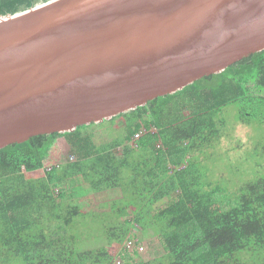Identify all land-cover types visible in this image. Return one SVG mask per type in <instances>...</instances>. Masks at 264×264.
I'll return each instance as SVG.
<instances>
[{
  "label": "trees",
  "instance_id": "obj_1",
  "mask_svg": "<svg viewBox=\"0 0 264 264\" xmlns=\"http://www.w3.org/2000/svg\"><path fill=\"white\" fill-rule=\"evenodd\" d=\"M35 1L0 0V16L27 9ZM229 106L238 108V120L247 126L254 119L264 121V51L173 95L104 120L112 123L123 118L127 122L125 139L135 145L124 148L117 160L98 150L83 133L98 123L64 134L34 136L0 149V255L7 254L3 263L0 257V264H114L116 257L122 264H133L137 253H128L125 243L135 237V225L145 229L153 224L164 227L165 256L161 263L135 264H247L232 258L253 250L264 252V177L231 193L218 185L209 189L189 158L193 148L210 149L219 141L217 126L223 123L222 112ZM61 137L76 159L73 164H63L58 146ZM99 160L108 163L103 172L95 166ZM77 166L85 167L74 170ZM87 169L92 171L87 177L109 189L120 188L123 198L104 226L105 246L78 252L69 220L54 216L55 209L47 210V205L55 203L50 194L53 188ZM40 172L43 177L32 182V190L27 183L14 187L15 178ZM70 191L74 188L61 190L58 197L62 199ZM172 191L175 196L169 198ZM164 199L165 207L150 216L152 207ZM129 209L132 220L123 219ZM71 213L75 217L82 210L74 206L69 216ZM61 218L69 232L53 239L44 224Z\"/></svg>",
  "mask_w": 264,
  "mask_h": 264
},
{
  "label": "water",
  "instance_id": "obj_2",
  "mask_svg": "<svg viewBox=\"0 0 264 264\" xmlns=\"http://www.w3.org/2000/svg\"><path fill=\"white\" fill-rule=\"evenodd\" d=\"M264 51V0H49L0 16V149L131 112Z\"/></svg>",
  "mask_w": 264,
  "mask_h": 264
},
{
  "label": "rangeland",
  "instance_id": "obj_3",
  "mask_svg": "<svg viewBox=\"0 0 264 264\" xmlns=\"http://www.w3.org/2000/svg\"><path fill=\"white\" fill-rule=\"evenodd\" d=\"M47 2L49 0H37L31 7ZM27 9L23 8L18 12ZM221 118L223 123L217 126L219 141L210 149L193 148L189 158L200 171L199 180L208 183L210 185L209 189L218 185L224 189V192L231 193L237 191L247 182H253L264 177V121L259 123L258 120L254 119V122L247 126L238 120V108L236 106L225 108ZM126 128L127 122L123 118H117L112 123L101 122L90 126L83 130V133L89 135L93 145L98 150L105 155L107 153L112 155L117 160L121 157L124 148L133 149L135 147L134 142H128L125 139ZM58 146L63 164L75 163L76 159L64 137L58 139ZM106 165L108 163L104 160L95 163L100 172L105 170ZM83 167L85 166H77L73 169L81 171ZM91 173L92 171L87 169L84 173L71 176V181H67L61 187L53 188L50 194L55 203L50 206L47 205V210L60 208L57 211L52 210L54 216L58 214L59 217L63 216L69 220V227L73 228V232L77 236L75 248L78 252L90 251L105 246L106 242L102 234L104 226L110 222L107 220L110 217L109 215L120 207L116 203L123 198V192L120 188L109 189L98 184L95 178L86 176V174ZM42 177L43 173L40 172L32 173L29 177L20 178L19 180L15 178L14 187H20L27 183L30 190H32V182L40 180ZM92 187H96L97 190H93ZM70 188H74V191L65 193L62 199L58 197L61 190ZM70 193L72 196H70ZM168 196L173 198L175 196L174 191L170 192ZM165 200L152 207L150 216H154L158 210L165 207ZM74 206L82 210L83 216L76 215L74 217L73 213L69 216ZM132 217L133 214L129 209L123 219L132 220ZM153 225L145 229L135 225L132 229L135 237L131 236V239L127 240L125 249L128 253H134V251L137 253V256L132 257L133 264L148 261L161 263L165 256L162 245L164 227ZM66 226L63 218H61L55 224L45 226V230L48 231L49 237L51 236L54 239L68 234V226ZM129 241H132L135 247L142 248L143 251L135 250L133 245L129 249L127 247ZM241 255H236L232 259H241L247 264H257L259 261H264L263 251L253 250L249 254ZM6 256L7 254L4 253L0 255L2 263L4 262L3 258ZM122 263V259L118 257L114 259V264ZM12 264L18 263L14 262Z\"/></svg>",
  "mask_w": 264,
  "mask_h": 264
},
{
  "label": "built area",
  "instance_id": "obj_4",
  "mask_svg": "<svg viewBox=\"0 0 264 264\" xmlns=\"http://www.w3.org/2000/svg\"><path fill=\"white\" fill-rule=\"evenodd\" d=\"M127 245H128L127 247H128L129 249H130V246L133 245V247H134L135 250L137 249V250L140 251V252L143 251L142 248H137V247H135V246H134V243H133L132 241H129Z\"/></svg>",
  "mask_w": 264,
  "mask_h": 264
},
{
  "label": "crops",
  "instance_id": "obj_5",
  "mask_svg": "<svg viewBox=\"0 0 264 264\" xmlns=\"http://www.w3.org/2000/svg\"><path fill=\"white\" fill-rule=\"evenodd\" d=\"M57 222V219H55V220H49V221H47L46 223H45V226L47 227L48 225H53V224H55Z\"/></svg>",
  "mask_w": 264,
  "mask_h": 264
}]
</instances>
